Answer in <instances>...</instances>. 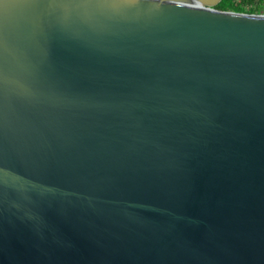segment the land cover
Segmentation results:
<instances>
[{
    "label": "water",
    "instance_id": "obj_1",
    "mask_svg": "<svg viewBox=\"0 0 264 264\" xmlns=\"http://www.w3.org/2000/svg\"><path fill=\"white\" fill-rule=\"evenodd\" d=\"M222 0H0V264H264V15Z\"/></svg>",
    "mask_w": 264,
    "mask_h": 264
},
{
    "label": "trees",
    "instance_id": "obj_2",
    "mask_svg": "<svg viewBox=\"0 0 264 264\" xmlns=\"http://www.w3.org/2000/svg\"><path fill=\"white\" fill-rule=\"evenodd\" d=\"M218 8L241 13H256L264 10V0H222Z\"/></svg>",
    "mask_w": 264,
    "mask_h": 264
},
{
    "label": "rangeland",
    "instance_id": "obj_3",
    "mask_svg": "<svg viewBox=\"0 0 264 264\" xmlns=\"http://www.w3.org/2000/svg\"><path fill=\"white\" fill-rule=\"evenodd\" d=\"M258 14H262V15H264V10L259 11Z\"/></svg>",
    "mask_w": 264,
    "mask_h": 264
}]
</instances>
